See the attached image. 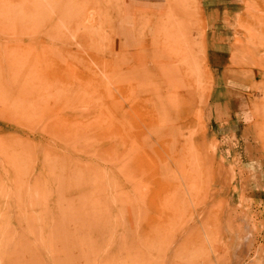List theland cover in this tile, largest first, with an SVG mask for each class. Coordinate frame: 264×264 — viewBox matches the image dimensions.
<instances>
[{
  "label": "rangeland",
  "instance_id": "rangeland-1",
  "mask_svg": "<svg viewBox=\"0 0 264 264\" xmlns=\"http://www.w3.org/2000/svg\"><path fill=\"white\" fill-rule=\"evenodd\" d=\"M140 1L0 0V264H264V197L238 177L252 156L264 180V0ZM212 21L251 100L229 157Z\"/></svg>",
  "mask_w": 264,
  "mask_h": 264
},
{
  "label": "crops",
  "instance_id": "crops-1",
  "mask_svg": "<svg viewBox=\"0 0 264 264\" xmlns=\"http://www.w3.org/2000/svg\"><path fill=\"white\" fill-rule=\"evenodd\" d=\"M164 0H142L139 3L145 6L161 7ZM200 5L206 7L207 14L210 17L218 16L219 10L216 9L220 6L218 0H200ZM158 10V9H157ZM230 20V19H229ZM228 24V23H224ZM223 24V25H224ZM216 21H212V28L207 32L208 46L207 54L211 58V68L214 73V86L212 89V111L210 114L211 120L209 121L208 131L212 135V139L220 142L219 149L223 156L229 157L232 148L229 142L225 141V137L229 139L237 132L240 131V120L245 122L249 119L250 115V102L248 97L240 99L238 95H234L227 90H234L242 94L245 87L230 79L226 76V71L230 64L231 55V35L230 31L233 29L231 26L220 27ZM216 26V27H215ZM233 81V84L231 82ZM236 86L239 89L232 88ZM242 89V90H240ZM232 120V121H230ZM247 127H244L246 129ZM260 157L249 156L244 160L240 172H238L239 179L245 177V184L249 188L248 192L251 194H260L264 197V187L261 186L262 176ZM259 168V169H258ZM263 194V195H262ZM256 197V196H255Z\"/></svg>",
  "mask_w": 264,
  "mask_h": 264
},
{
  "label": "bare ground",
  "instance_id": "bare-ground-1",
  "mask_svg": "<svg viewBox=\"0 0 264 264\" xmlns=\"http://www.w3.org/2000/svg\"><path fill=\"white\" fill-rule=\"evenodd\" d=\"M193 68V67H192ZM195 68V67H194ZM193 70H195V69H193ZM191 71V70H190ZM195 71H197V69L195 70ZM192 73L193 74H195L193 71L191 72V75H192ZM197 74H198V72H197ZM194 76H196V75H194ZM192 77V76H191ZM198 77V76H197ZM194 78V77H193ZM15 79V78H14ZM34 79V78H33ZM196 82V81H195ZM194 84H196V83H194ZM198 84V83H197ZM94 177H95V175H94ZM97 179V178H96ZM74 234V233H73ZM75 235V234H74ZM73 236V235H72ZM75 240V239H74ZM82 241V240H81ZM54 244H58V243H55V241L53 242ZM53 243H51V246H53L52 244ZM61 243V242H60ZM82 243H83V241H82ZM64 244V243H63ZM77 244V243H76ZM84 244V243H83ZM68 245V244H67ZM72 245V244H71ZM56 246V245H55ZM58 246H60L59 244H58ZM74 246V245H73ZM77 246V245H76ZM54 247V246H53ZM57 247V246H56ZM65 247V246H64ZM52 248V247H51ZM55 248V247H54ZM53 248V249H54ZM72 248H74V247H72ZM80 248V247H79ZM84 248V247H83ZM90 248V247H89ZM52 249V250H53ZM62 249V253H63V247L61 248ZM65 250H66V248H64ZM67 249H69L68 247H67ZM78 249V248H77ZM84 249H86V248H84ZM91 249V248H90ZM46 250V249H45ZM52 250H49V251H51L52 252ZM58 250V249H57ZM59 250H60V248H59ZM79 250V249H78ZM72 251V250H71ZM73 251H75V249L73 250ZM77 251V250H76ZM50 252V253H51ZM55 252H56V249H55ZM65 252V251H64ZM69 252V250L67 251V252H65V253H68ZM78 252H80L81 254H83V255H86L85 254V252H84V250L83 249H80ZM98 252V251H97ZM61 253V254H62ZM69 254H70V252H69ZM72 254V253H71ZM63 255V254H62ZM74 255V254H73ZM51 256H52V253H51ZM70 256V255H69ZM80 256V255H79ZM90 256V255H89ZM45 257V256H44ZM48 257H50L49 255H48ZM66 257H67V255H66ZM71 257H72V255H71ZM76 257V256H75ZM81 257V256H80ZM30 258V257H29ZM41 258H43V257H41ZM41 258H38V257H31L30 259H28V260H24L23 262H21L20 264H49V263H47V261L48 260H43V259H41ZM47 258V257H46ZM45 258V259H46ZM51 258V260L53 261V259H52V257H50ZM77 258V257H76ZM16 259V258H15ZM62 259H65L64 257L62 258ZM78 259H80V258H78ZM69 260H71V259H69ZM90 261H92L91 259H89ZM56 261H57V259H56ZM80 261H81V259H80ZM15 262V261H14ZM14 262H10L11 264H14ZM48 262H51V261H48ZM54 262V261H53ZM85 262V261H84ZM69 263H71V262H69ZM68 262H66V261H64V260H60V257L58 258V261H57V263L55 262L54 264H69ZM75 263H77L78 264V262H77V260L75 261ZM7 264H9V263H7ZM17 264H18V262H17ZM53 264V263H52ZM87 264H88V262H87ZM91 264H92V262H91Z\"/></svg>",
  "mask_w": 264,
  "mask_h": 264
}]
</instances>
